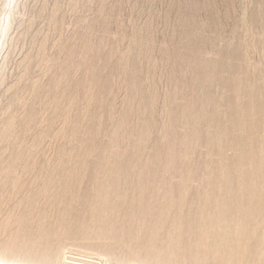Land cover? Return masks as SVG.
Wrapping results in <instances>:
<instances>
[{"label": "rangeland", "instance_id": "rangeland-1", "mask_svg": "<svg viewBox=\"0 0 264 264\" xmlns=\"http://www.w3.org/2000/svg\"><path fill=\"white\" fill-rule=\"evenodd\" d=\"M263 90L264 0H0L3 263L208 261Z\"/></svg>", "mask_w": 264, "mask_h": 264}, {"label": "bare ground", "instance_id": "bare-ground-1", "mask_svg": "<svg viewBox=\"0 0 264 264\" xmlns=\"http://www.w3.org/2000/svg\"><path fill=\"white\" fill-rule=\"evenodd\" d=\"M234 131L230 129L229 133ZM217 132L219 134L220 130L218 129ZM221 132L225 134L226 129L222 128ZM231 137L236 146L242 144L244 136L238 139L235 135ZM218 143L220 144V141ZM242 151L246 154H243L241 159H249L250 164L240 162L226 169V172L233 176L224 178L223 175L222 178L226 180H223L224 186L212 195L218 209V217L212 220L210 232L200 233L199 231V234L194 232L189 236V239H195L196 250L210 252L211 257L208 261L197 254L194 258L198 260V264H264V220L262 218L264 216V147L251 149L245 144ZM235 188L248 191L237 192ZM218 202H222L219 207ZM215 214L212 213V219ZM258 232L262 233L259 241L257 240ZM256 245L257 250L253 253L252 250ZM166 250L170 251L171 247L167 246ZM186 250L191 255L190 251L194 250V245H188ZM185 257L186 254L179 264H187ZM172 260L169 258L165 262L173 264ZM3 262H5V252L1 251L0 264H5Z\"/></svg>", "mask_w": 264, "mask_h": 264}]
</instances>
